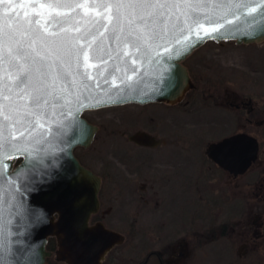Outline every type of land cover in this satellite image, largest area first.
Masks as SVG:
<instances>
[{
	"label": "snow or ice",
	"instance_id": "1",
	"mask_svg": "<svg viewBox=\"0 0 264 264\" xmlns=\"http://www.w3.org/2000/svg\"><path fill=\"white\" fill-rule=\"evenodd\" d=\"M29 7L52 11L17 15L0 26V205L9 202L14 183L5 180L6 161L14 153L31 155L30 146L46 140L57 116L72 115L74 102L87 107L82 100L96 91L131 88L161 56L180 55L193 36L199 40L232 24L218 22L224 10L264 19V2L256 0H106L90 5L99 9L92 13L78 11L82 4ZM63 7L69 11H56ZM3 227L0 215V232Z\"/></svg>",
	"mask_w": 264,
	"mask_h": 264
},
{
	"label": "water",
	"instance_id": "2",
	"mask_svg": "<svg viewBox=\"0 0 264 264\" xmlns=\"http://www.w3.org/2000/svg\"><path fill=\"white\" fill-rule=\"evenodd\" d=\"M58 2L73 6L82 4L85 7L78 11L92 13L99 9H92L90 5L106 0H0V26L5 19L17 15L23 17L25 13L42 11L47 14L52 11L48 7L33 8L29 5ZM261 2L264 0H256V3ZM56 11L67 13L69 9L63 7ZM244 12V9L224 10V17L218 22L224 24V20L228 19L234 21L232 24H224L219 32L199 40L193 36L189 42L191 47L182 49L180 55L173 51L170 59L161 56L160 65H148L147 74L142 70L141 75L134 78L131 88L125 87L123 92L113 89L107 94L96 91L82 100L87 107L74 102L71 105L72 115L66 112L63 117L57 116L59 123L51 125L52 132L46 140L30 146L31 155L14 153V158L6 161L9 168L5 180L14 181L10 189L14 198L10 196L8 203L0 205L4 224L0 232V252L3 253L0 259L4 264H45L46 257L52 253L46 249L49 237L55 239L54 258L57 261L64 264H99L106 251L121 241L120 234L101 223L87 225L89 214L98 205L100 178L83 166L73 153L77 145L88 146L97 130V126L89 123L82 112L128 102L180 101L185 92L194 87L182 61L204 42L234 40L238 44H248L264 40V19L258 14L254 19ZM235 16L240 18L234 19ZM208 30L211 31V27ZM130 138L146 145L157 143L152 135L144 131H136ZM258 147L254 135L238 131L208 142L206 153L236 176L244 173L255 161Z\"/></svg>",
	"mask_w": 264,
	"mask_h": 264
},
{
	"label": "rangeland",
	"instance_id": "3",
	"mask_svg": "<svg viewBox=\"0 0 264 264\" xmlns=\"http://www.w3.org/2000/svg\"><path fill=\"white\" fill-rule=\"evenodd\" d=\"M191 53L184 64L188 66L198 88L203 84L210 87L219 86L220 89L229 87L236 92L242 88L244 96L251 97L257 106L264 109V40L248 44H238L230 40L219 44L211 40ZM195 105L204 110L192 114L191 120L197 123L193 130L189 125H185L186 128L182 126L185 120H190L184 117L176 128L169 120L164 123L170 113L163 111V106L156 102L144 105H110L86 110L83 116L101 126L89 149L78 148L76 152L84 161L95 164L96 167L101 166L100 162L111 160L114 143L121 139L120 134L113 131L111 122L115 119L119 131L147 127L149 130L155 129L163 136L171 130L182 132V139L178 137V147L189 151L191 156L183 167L182 179L188 172L186 179L191 184L182 192L186 201L180 199L182 204L175 211L174 219L189 217L194 211L198 230L205 233L207 230L209 232L210 228L214 229L211 242L198 247V264H264V184H260L261 177H264V124L246 123V131L255 135L259 142L258 158L246 173L232 177L215 164L205 163L202 156L208 142L238 130L232 113L227 117L225 126L221 117L211 112L213 106H216L212 98L199 99ZM130 111L134 114L130 115ZM142 111L149 112L153 119L143 123L137 117ZM131 116L133 123L130 121ZM201 120L205 122H200ZM176 121H179V118ZM190 130L189 133L184 132ZM168 147L173 146H165ZM104 187H109L107 180ZM254 192H257V195ZM157 220V217L146 216L141 219L140 224ZM225 224L227 233L224 236L222 230ZM141 228H144L143 225ZM167 235L163 234V238L166 239ZM208 236L211 237V234ZM147 238L148 235L143 229L139 234L130 236V243L138 245L135 247L138 249L139 244L148 241ZM256 253L259 254V260H256Z\"/></svg>",
	"mask_w": 264,
	"mask_h": 264
},
{
	"label": "flooded vegetation",
	"instance_id": "4",
	"mask_svg": "<svg viewBox=\"0 0 264 264\" xmlns=\"http://www.w3.org/2000/svg\"><path fill=\"white\" fill-rule=\"evenodd\" d=\"M191 54L182 61L183 64ZM186 67L188 69V66ZM190 77L194 87L185 92L181 101L173 104L158 103L163 106V111L170 113V116L165 119L166 121L162 119L165 121L164 123L169 120L176 128L181 124V119L184 117L190 120H185L182 126L186 128L185 125H189L193 130L197 123L191 120L192 114L204 110L201 106H196L195 102L202 98H212L216 106H213L211 112H215L214 114L221 117L223 125L226 126L229 115L232 113L238 127V130L234 132H247L246 123L248 122L258 125L264 124V109L257 106L251 97L244 96L241 92L242 88L238 89L240 90L238 92L229 87L220 89L219 86L210 87L206 84L198 88L194 77L191 74ZM125 104L144 105L147 103L130 102ZM186 104H189V106H186ZM132 114H134L133 111H130V115ZM132 117L130 121L133 123ZM137 117L143 123L153 119L151 114L146 111L138 113ZM84 118L89 123L96 125L97 130L88 146L77 145L74 147L73 153L83 166L100 178V187L97 194L98 205L89 214L87 225L93 226L101 223L106 228L122 236L121 241L114 243L106 251L99 264H198V247L211 242L214 229L210 228L211 230L209 232L207 230L205 233L198 230L195 225L197 217L193 214L194 211L188 215L189 217L182 216L177 220L174 219L175 211L182 204L180 199L183 198L186 201V197H183L182 192L191 184L186 179L188 172L186 176L183 175L184 180L182 179L185 162L191 158L189 151H184L181 147H178V137L180 140L182 139L180 136L182 132L171 130L163 136L157 133L155 129L149 130L147 127L119 131L117 129L118 122L115 119L111 122L113 131L120 134L121 139L114 143L115 146L111 152L113 158L111 157L108 162H100L101 166L96 167L95 164L84 161L76 152L78 148L82 150L89 149L101 126L94 120L85 116ZM178 118L179 121H176ZM200 122H205V120ZM130 128H132L131 124ZM136 131H144L152 135L157 143L146 145L134 141L130 136ZM184 132L189 133L191 130ZM168 144L173 147L165 148ZM202 156L205 163L215 164L217 168L222 169L207 155L206 147ZM239 175L231 176L238 177ZM106 180L109 182L108 188L104 187ZM261 180L260 184L262 185L264 184V177H261ZM258 188L261 189V187ZM254 193L257 195V192ZM146 216L157 217L158 220L153 223L140 224L141 219ZM142 225L144 228H141ZM143 229L144 233L148 235V241L142 245L139 244L140 248L137 249L135 247H138V245L130 243V236L139 234ZM226 233L225 224L222 235L225 236ZM163 234L172 235H167L164 239ZM177 234H182V236ZM209 234H211V237L208 236ZM46 249L52 253L46 257L45 264L51 262L53 264H64L54 258L56 244L53 237L47 239ZM255 256L256 260H259V254L256 253Z\"/></svg>",
	"mask_w": 264,
	"mask_h": 264
},
{
	"label": "bare ground",
	"instance_id": "5",
	"mask_svg": "<svg viewBox=\"0 0 264 264\" xmlns=\"http://www.w3.org/2000/svg\"><path fill=\"white\" fill-rule=\"evenodd\" d=\"M181 100H182V99H181ZM181 100H180V101H181ZM161 102H163V101H161ZM161 102H157V101H156V103H161ZM178 102H179V101H178ZM149 103H151V102H149ZM166 103H167V102H166ZM175 103H177V102H175ZM169 104H173V103H169ZM257 155H258V153H257ZM256 158H257V157H256ZM255 161H256V159H255ZM255 161H254V162H255ZM254 162H252L251 165H252ZM251 165L245 170V172L251 167ZM220 167H221V166H220ZM221 168H222V167H221ZM222 169H224V168H222ZM224 170L227 171L226 169H224ZM227 172H228V171H227ZM245 172H244V173H245ZM228 173H229V172H228ZM230 174H231V173H230ZM241 174H243V173H241ZM231 175H232V174H231ZM238 175H239V174H238Z\"/></svg>",
	"mask_w": 264,
	"mask_h": 264
}]
</instances>
